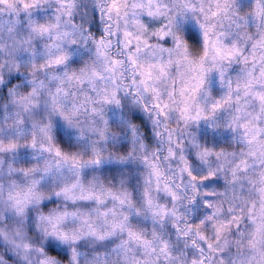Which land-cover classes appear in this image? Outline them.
<instances>
[{
	"label": "clouds",
	"instance_id": "obj_1",
	"mask_svg": "<svg viewBox=\"0 0 264 264\" xmlns=\"http://www.w3.org/2000/svg\"><path fill=\"white\" fill-rule=\"evenodd\" d=\"M0 264H264V0H0Z\"/></svg>",
	"mask_w": 264,
	"mask_h": 264
}]
</instances>
